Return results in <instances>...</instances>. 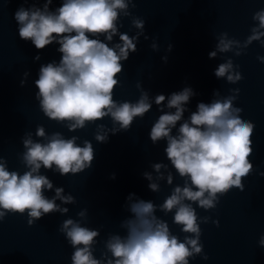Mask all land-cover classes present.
<instances>
[{
  "label": "clouds",
  "instance_id": "obj_1",
  "mask_svg": "<svg viewBox=\"0 0 264 264\" xmlns=\"http://www.w3.org/2000/svg\"><path fill=\"white\" fill-rule=\"evenodd\" d=\"M38 2L29 7L21 5L13 18L19 38L30 41L37 50L58 45L59 60L41 64L33 82L37 89L34 98L44 116L69 132L95 125L94 140L107 144L111 136L128 132L134 120L143 118L155 104L161 114L153 123L149 138L153 145L166 142V158L183 180L182 185L173 186L169 163L151 164L155 175L142 173L148 189L159 193L164 181L173 186L170 194L157 205L130 193L124 205L129 215L119 222L123 234L109 233L99 258L94 253L101 233L86 226L88 210L77 212L78 219L63 220L58 231L74 250L71 264H190L197 256L208 260L201 242V224L211 222L219 228L220 222L198 215L196 208L206 212L216 209L221 197L232 189L244 191L243 180L254 171L250 157L255 124L244 120L243 109L235 106L240 89L230 88L227 96L214 90L211 101L198 102L195 111L188 105L198 93L189 85L167 96L151 97L137 82L140 95L135 102L117 101L114 93L121 85L124 62L138 51L141 37L150 38L145 33L146 21L132 14L136 0H61L54 9L53 0H43L42 6H37ZM122 17L130 18L131 27L136 29L134 35L120 31ZM252 20L250 34L243 41L227 32L219 33L208 58L226 53L240 57L253 42L264 47V8L257 10ZM150 48L159 51L155 40ZM172 49L169 43L166 52ZM33 59L39 61L41 56ZM162 60L167 63L168 56ZM257 60L264 63V56H257ZM239 69L240 65L229 57L214 69V75L234 85L243 79ZM29 76L30 72L23 73L21 87L26 86ZM185 113H189L187 117ZM105 118L110 119L111 127L98 123ZM79 140V136L66 138L58 131L49 134L43 125H37L35 133L26 132L21 138L24 151L19 160L25 168L22 174L10 171L7 160L0 156V222L9 214H26L27 224L32 226L47 215L69 212L64 205L76 204V198L66 194L62 186H54L41 169L60 176L91 169L96 150L90 140L77 143ZM109 179L115 180L116 174L112 173ZM48 191L54 195L47 196ZM157 212L173 214V223L185 234L183 239ZM258 246L264 248V235Z\"/></svg>",
  "mask_w": 264,
  "mask_h": 264
}]
</instances>
